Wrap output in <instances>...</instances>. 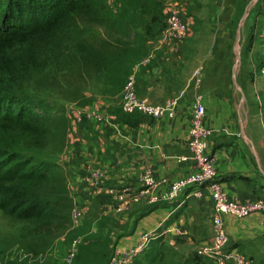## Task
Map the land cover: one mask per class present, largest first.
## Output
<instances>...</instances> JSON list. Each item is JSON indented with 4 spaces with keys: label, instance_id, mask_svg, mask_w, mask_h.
<instances>
[{
    "label": "crops",
    "instance_id": "1",
    "mask_svg": "<svg viewBox=\"0 0 264 264\" xmlns=\"http://www.w3.org/2000/svg\"><path fill=\"white\" fill-rule=\"evenodd\" d=\"M192 51L182 46L177 50L148 46L131 63L129 75L135 78L139 98L152 104L176 100L174 110L164 116L149 118L138 112L126 113L132 116L118 120L120 132L110 128L101 130L80 117H71L76 122L77 138L71 133L69 139L78 144L80 163L84 166L82 176L75 174L73 178L80 183L82 193L78 197L87 200L86 211L95 214L93 219L109 218L113 224L105 223V230L132 233L118 242L126 240L129 244L136 230L137 234L156 230L163 240L171 236V245L214 255L219 253L213 245L214 207L206 187H200L199 197L185 190L170 201L150 203L148 198L193 171L186 141L197 94L203 96L205 121L212 129L207 151L215 157L214 180L237 201L264 198V125L254 94L240 91L241 95L237 96L236 89L240 90L243 84L232 85L230 81L214 84L199 79ZM96 81L101 85L100 80ZM122 92L123 89L115 94L99 89L92 105L118 119ZM114 111H117L115 115ZM89 166L107 171L97 184L84 181ZM146 171L154 184L145 185L142 181ZM96 197L102 204L94 211L89 207ZM223 219L227 249L241 255L245 264H264L263 217L225 215ZM217 255L220 257L221 253Z\"/></svg>",
    "mask_w": 264,
    "mask_h": 264
},
{
    "label": "rangeland",
    "instance_id": "2",
    "mask_svg": "<svg viewBox=\"0 0 264 264\" xmlns=\"http://www.w3.org/2000/svg\"><path fill=\"white\" fill-rule=\"evenodd\" d=\"M102 1L105 17L107 15V18H116L123 6V0ZM151 1L159 5L158 10H162V13V4L171 2L188 19L190 31L181 46L194 50L191 57L196 59L199 79H207L214 84H222L223 81H230L232 85L243 84V87H239L240 90L236 89L237 96L241 95L240 91H251L254 94L264 125V100L259 74L264 62V0ZM160 17L161 22H164V14ZM109 29L108 23L90 25L77 20L60 37H33L6 54L3 71L2 93L28 98L36 104L37 111L48 115L51 121L52 133L45 147L20 146L19 150L22 154L33 157L36 162L49 164L57 174L62 173L66 178V187L72 197L73 206L86 213L83 227L89 229V234H94L99 224H113V221L107 217H103L107 218L105 220L93 219L95 214H90L91 210L86 211L87 205L84 202L87 200L78 197L82 193L79 191L80 183L73 176H82L81 170L84 166L80 163L78 144L70 141L69 134H76L77 138L76 122L71 121L76 108L84 105L86 108L98 109L92 105V98L102 88L99 87L101 85L96 81L95 75L84 72L81 62L74 60L70 53L74 54L82 42L96 41ZM135 31L137 34L143 33L140 26ZM162 35L160 32L155 39H149L145 47L160 46ZM76 142L78 143L77 140ZM101 204V200L96 197L89 208L96 211ZM104 228L102 234L107 237L106 240H113L116 235L132 234L130 231H111L110 228ZM140 233L148 232L137 234L136 230L134 237ZM151 233L152 237L158 236L156 230ZM171 238L165 236L163 241L164 251L169 256L174 255L177 259L196 252L210 260L213 258V254L208 256L200 253L198 249L190 251L189 248L171 245ZM75 241H78L75 254L78 255L83 235L80 229L73 227L67 211L58 215L52 224V231L46 230L37 235L34 233L33 224L15 222L0 210V264H13L24 259L38 263L65 264L68 249ZM124 241L126 240L117 242L120 248ZM114 249L115 245L111 247L110 244L111 255ZM151 250L152 246L149 251ZM147 262L148 259H141L136 264H149Z\"/></svg>",
    "mask_w": 264,
    "mask_h": 264
},
{
    "label": "trees",
    "instance_id": "3",
    "mask_svg": "<svg viewBox=\"0 0 264 264\" xmlns=\"http://www.w3.org/2000/svg\"><path fill=\"white\" fill-rule=\"evenodd\" d=\"M158 7L151 0H123L118 16L107 18L102 0H0V210L6 217L33 224L34 233L39 235L52 231L58 215L62 211L70 213L74 204L62 173L57 174L49 164L36 162L19 150L20 146L45 147L52 133L51 121L28 98L2 93L6 54L36 36L60 37L77 20L90 25L108 23L110 29L105 35L96 41L82 42L70 56L81 62L84 72L101 81L103 91L115 94L124 89L131 63L144 53L146 42L165 28ZM138 26L142 34L136 33ZM129 115L132 116L120 110L119 118H114L119 123L118 120ZM85 214L73 226L83 235L78 255L65 264H107L110 244L116 246L122 235L106 240L102 234L105 222L99 224L94 234H89V229L83 227ZM163 241V235L153 237L147 251L133 264L141 259H148L149 264H213V259L196 252L177 259L169 256ZM13 264L51 263L24 259Z\"/></svg>",
    "mask_w": 264,
    "mask_h": 264
},
{
    "label": "built area",
    "instance_id": "4",
    "mask_svg": "<svg viewBox=\"0 0 264 264\" xmlns=\"http://www.w3.org/2000/svg\"><path fill=\"white\" fill-rule=\"evenodd\" d=\"M162 8L165 28L162 32L163 35L160 39V44L177 50L189 34L190 23L173 3H164L162 4ZM259 74L264 100V62ZM176 105L177 102L175 99L164 104H152L139 98L135 78L129 75L122 92L120 108L125 113L138 112L149 118H160L167 112L174 110ZM205 115L206 106L203 102V96L197 94L193 102L186 141L189 153L188 158L192 162L193 171L178 180L171 181L164 191L157 195L152 194L148 198V201L153 203L174 200L185 190H190L191 196L199 197L201 192L200 187H206L214 207L211 217L214 250L219 251V253H214L213 255V264H227L228 262L245 264V260L241 255L229 251L226 247L228 237L223 218L225 215L243 218L253 214H260L264 222V198L237 201L227 194L220 182L214 180L216 173L215 157L207 151L208 140L212 129L206 124ZM75 116L80 117L91 126L98 127L101 130L110 128L117 132L121 131V125L115 121L113 115L109 113L105 114V112L96 108H86L84 105L78 106ZM86 172L85 180L93 185L102 180L107 173L106 169L99 166H89ZM142 181L145 185L154 184L148 171L143 175ZM84 214L85 211L74 206L72 207L70 217L73 226L80 222ZM146 232L148 233H140L129 244L124 243L121 248L117 244L107 264H133L136 258L147 251L149 242L153 238L151 231ZM77 243L78 241H75L71 248L68 249L66 257L67 263L75 257ZM208 256H212V254Z\"/></svg>",
    "mask_w": 264,
    "mask_h": 264
}]
</instances>
